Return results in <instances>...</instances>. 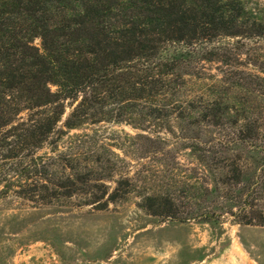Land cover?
I'll use <instances>...</instances> for the list:
<instances>
[{
	"label": "trees",
	"instance_id": "obj_1",
	"mask_svg": "<svg viewBox=\"0 0 264 264\" xmlns=\"http://www.w3.org/2000/svg\"><path fill=\"white\" fill-rule=\"evenodd\" d=\"M251 1L0 0V184L21 171L9 187L20 199L52 205L81 194L84 206L105 210L131 193L124 189L131 180L115 175L119 157L100 154L87 135L59 151L64 131L112 123L146 132L170 120L223 127L229 105L175 99L185 84L179 60L162 54L175 44L262 37ZM240 106L228 134L185 139L200 169L180 194L178 183L142 193L141 209L179 223L227 216L264 227V125L252 126ZM45 147L52 156L43 161L36 154ZM107 184L115 186L110 193Z\"/></svg>",
	"mask_w": 264,
	"mask_h": 264
},
{
	"label": "rangeland",
	"instance_id": "obj_2",
	"mask_svg": "<svg viewBox=\"0 0 264 264\" xmlns=\"http://www.w3.org/2000/svg\"><path fill=\"white\" fill-rule=\"evenodd\" d=\"M249 5L264 25V0ZM34 45L38 47L39 40ZM162 57L179 60L185 84L175 90V99L183 105L195 97L229 105L224 126L195 128L189 121L170 120L150 123L146 132L112 123L64 131L59 151L69 146L70 137L87 135L100 154L115 153V175L131 180V187L124 188L131 193L105 210L84 206L87 198L81 194L36 205L9 189L23 172L7 174L9 182L0 184V264H264V227L239 225L227 216L217 222L179 223L150 216L139 207L140 194L177 183L180 194L182 183L199 174L186 138L199 133L211 140L228 134L240 105L252 126L264 125V35L188 47L175 44L167 46ZM46 156H52L48 147L36 154L43 161ZM114 187L107 184L108 192Z\"/></svg>",
	"mask_w": 264,
	"mask_h": 264
}]
</instances>
